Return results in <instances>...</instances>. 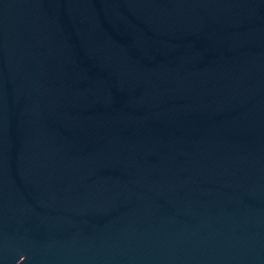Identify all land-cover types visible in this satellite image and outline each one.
Wrapping results in <instances>:
<instances>
[{
	"label": "water",
	"instance_id": "obj_1",
	"mask_svg": "<svg viewBox=\"0 0 264 264\" xmlns=\"http://www.w3.org/2000/svg\"><path fill=\"white\" fill-rule=\"evenodd\" d=\"M0 264H264V0H0Z\"/></svg>",
	"mask_w": 264,
	"mask_h": 264
}]
</instances>
